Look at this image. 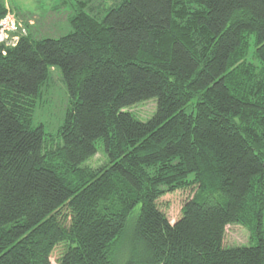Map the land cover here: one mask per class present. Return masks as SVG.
Masks as SVG:
<instances>
[{"label": "trees", "instance_id": "trees-1", "mask_svg": "<svg viewBox=\"0 0 264 264\" xmlns=\"http://www.w3.org/2000/svg\"><path fill=\"white\" fill-rule=\"evenodd\" d=\"M65 1L69 34L0 44V264H264V0ZM53 68L50 135L33 120ZM229 225L254 244L225 246Z\"/></svg>", "mask_w": 264, "mask_h": 264}, {"label": "rangeland", "instance_id": "rangeland-1", "mask_svg": "<svg viewBox=\"0 0 264 264\" xmlns=\"http://www.w3.org/2000/svg\"><path fill=\"white\" fill-rule=\"evenodd\" d=\"M3 1V0H2ZM10 4L17 6V13L29 15H39L46 12L49 8L54 13L51 17H55L53 22L49 18V21L42 22L40 28L34 29L35 32H30L24 28L14 17L10 14L11 19L20 25L16 36L31 37L34 40L52 38L57 39L65 36L71 32L70 19L74 15L73 8L70 3H65V0H9ZM86 6L100 5L108 7L112 3L118 0H81ZM52 7V8H51ZM13 14L15 10H12ZM88 11V10H87ZM13 37L12 34L9 35ZM7 46V45H5ZM251 56V53H250ZM248 57L251 60V57ZM41 99L44 102H39L37 110L35 111L33 125H42L47 134L55 135L58 128L62 125L65 112L68 108L69 96L67 94L66 86L62 82V75L59 68H53L50 70L49 79L45 86L41 88ZM190 107H188V111ZM129 112L134 114L142 121L147 120L155 111V102L147 101L133 107L128 108ZM105 163V153L100 148L97 154L87 162L90 167H98ZM191 197L189 191H176L170 194H165L159 201L158 207L161 212L164 213L166 218L171 224H174L180 217V210L185 202ZM139 212V206H137L131 213L130 218L135 217ZM250 233L246 228L237 225H229L225 229L224 245L227 247L235 246H250L254 242L250 243ZM57 253V252H56ZM55 253V254H56ZM54 254L51 262L55 264L56 255ZM124 258L120 256L119 260Z\"/></svg>", "mask_w": 264, "mask_h": 264}, {"label": "crops", "instance_id": "crops-1", "mask_svg": "<svg viewBox=\"0 0 264 264\" xmlns=\"http://www.w3.org/2000/svg\"><path fill=\"white\" fill-rule=\"evenodd\" d=\"M3 4L5 9L7 10V13L11 14L14 19L19 22L24 28H26L28 31L35 32L37 28H40V26L42 25V22L45 21H49V18L51 19V21L53 22L55 17H51V15H53L54 13L52 12V10H50V8L46 11L43 12L41 14V16L39 15H22L21 13L18 14L17 11V6L14 4H10L9 0H0ZM60 1V0H58ZM52 8V7H51ZM15 10V13L13 14V11Z\"/></svg>", "mask_w": 264, "mask_h": 264}, {"label": "built area", "instance_id": "built-area-1", "mask_svg": "<svg viewBox=\"0 0 264 264\" xmlns=\"http://www.w3.org/2000/svg\"><path fill=\"white\" fill-rule=\"evenodd\" d=\"M19 28L20 25L11 19L10 14H6V16L0 20V44L7 46L16 45L19 40L16 36ZM10 34H12L13 37H10Z\"/></svg>", "mask_w": 264, "mask_h": 264}]
</instances>
